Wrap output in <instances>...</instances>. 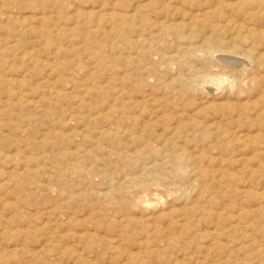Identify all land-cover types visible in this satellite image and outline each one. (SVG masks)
Returning <instances> with one entry per match:
<instances>
[{
  "label": "rangeland",
  "instance_id": "374dc122",
  "mask_svg": "<svg viewBox=\"0 0 264 264\" xmlns=\"http://www.w3.org/2000/svg\"><path fill=\"white\" fill-rule=\"evenodd\" d=\"M0 264H264V0H0Z\"/></svg>",
  "mask_w": 264,
  "mask_h": 264
},
{
  "label": "bare ground",
  "instance_id": "6f19581e",
  "mask_svg": "<svg viewBox=\"0 0 264 264\" xmlns=\"http://www.w3.org/2000/svg\"><path fill=\"white\" fill-rule=\"evenodd\" d=\"M219 2H220V0H219ZM235 4V3H234ZM161 5V4H160ZM139 6V5H138ZM223 7V6H222ZM135 10V9H134ZM133 10V11H134ZM137 10V9H136ZM134 13H136V12H134ZM139 13V12H138ZM124 14V13H123ZM137 14V13H136ZM140 14V13H139ZM134 15V14H133ZM220 15V14H219ZM239 15V14H238ZM204 17V16H203ZM127 18V17H126ZM263 18V17H262ZM118 19V18H117ZM129 19V18H128ZM171 23V22H170ZM203 23V22H202ZM189 25V24H188ZM148 26H149V24H148ZM127 28V27H126ZM190 28V27H189ZM233 28V27H232ZM246 28V27H245ZM152 30V29H151ZM154 32V31H153ZM240 32V31H239ZM167 33V32H166ZM245 34V33H244ZM260 34V33H259ZM244 36V35H243ZM260 38V37H259ZM231 39V38H230ZM245 40V39H244ZM251 40V39H250ZM232 41V40H231ZM233 42V41H232ZM150 43V42H149ZM236 48V47H235ZM238 52V51H237ZM242 53V52H241ZM250 53V52H249ZM258 55V54H257ZM258 57V56H257ZM262 58V57H261ZM255 59V58H254ZM260 59V58H259ZM256 80V79H255ZM218 82L217 83H219V80H217ZM215 83V82H214ZM239 83V82H238ZM216 84V83H215ZM256 85V84H255ZM254 86V85H253ZM55 94V93H54ZM186 111V110H185ZM190 114V113H189ZM188 117V116H187ZM111 127V126H110ZM107 134V133H106ZM164 138V137H163ZM165 141V140H164ZM196 162V161H195ZM146 205V204H145ZM142 210V209H141Z\"/></svg>",
  "mask_w": 264,
  "mask_h": 264
}]
</instances>
